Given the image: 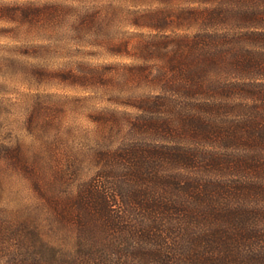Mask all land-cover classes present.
<instances>
[{"label":"trees","instance_id":"1","mask_svg":"<svg viewBox=\"0 0 264 264\" xmlns=\"http://www.w3.org/2000/svg\"><path fill=\"white\" fill-rule=\"evenodd\" d=\"M177 1L147 18L167 69L133 105L122 174L85 191L107 231L64 253L0 218V264H264V0Z\"/></svg>","mask_w":264,"mask_h":264},{"label":"rangeland","instance_id":"2","mask_svg":"<svg viewBox=\"0 0 264 264\" xmlns=\"http://www.w3.org/2000/svg\"><path fill=\"white\" fill-rule=\"evenodd\" d=\"M176 4L0 0V218L64 253L84 228L103 236L85 191L102 170L122 174L115 154L135 136L133 105L167 69L148 51L147 18Z\"/></svg>","mask_w":264,"mask_h":264}]
</instances>
